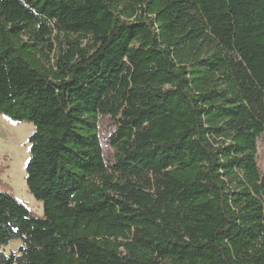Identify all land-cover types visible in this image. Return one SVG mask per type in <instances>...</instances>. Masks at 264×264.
Listing matches in <instances>:
<instances>
[{
  "label": "trees",
  "instance_id": "trees-1",
  "mask_svg": "<svg viewBox=\"0 0 264 264\" xmlns=\"http://www.w3.org/2000/svg\"><path fill=\"white\" fill-rule=\"evenodd\" d=\"M0 115V264H264V0H0Z\"/></svg>",
  "mask_w": 264,
  "mask_h": 264
},
{
  "label": "rangeland",
  "instance_id": "rangeland-1",
  "mask_svg": "<svg viewBox=\"0 0 264 264\" xmlns=\"http://www.w3.org/2000/svg\"><path fill=\"white\" fill-rule=\"evenodd\" d=\"M114 121L105 116L98 120V137L102 149L103 160L107 165L113 162V150L110 145V136L115 131ZM34 127L29 123H16L0 115V191L8 190L17 200L27 206L29 211L42 216L43 208L28 192L26 186V164L29 159L28 137L33 133ZM256 161L258 170L264 173V133L256 143ZM22 245L19 240L11 241L0 248L6 256L18 254Z\"/></svg>",
  "mask_w": 264,
  "mask_h": 264
}]
</instances>
